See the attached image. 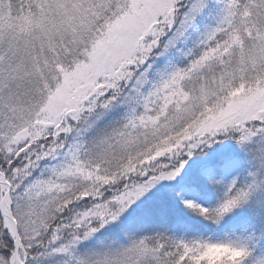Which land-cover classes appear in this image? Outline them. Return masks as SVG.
<instances>
[{
	"label": "snow or ice",
	"instance_id": "1",
	"mask_svg": "<svg viewBox=\"0 0 264 264\" xmlns=\"http://www.w3.org/2000/svg\"><path fill=\"white\" fill-rule=\"evenodd\" d=\"M0 264H264V0H0Z\"/></svg>",
	"mask_w": 264,
	"mask_h": 264
}]
</instances>
